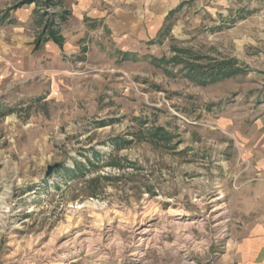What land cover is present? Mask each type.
<instances>
[{
  "label": "rangeland",
  "instance_id": "rangeland-1",
  "mask_svg": "<svg viewBox=\"0 0 264 264\" xmlns=\"http://www.w3.org/2000/svg\"><path fill=\"white\" fill-rule=\"evenodd\" d=\"M107 2L154 23L153 38L59 74L89 93L22 99L13 75L0 93V264H124L143 229L139 264H212L226 243L225 193L239 178L216 157L227 154L217 122L264 101V0ZM67 7L38 11L60 48ZM229 62L230 78H192Z\"/></svg>",
  "mask_w": 264,
  "mask_h": 264
},
{
  "label": "crops",
  "instance_id": "crops-1",
  "mask_svg": "<svg viewBox=\"0 0 264 264\" xmlns=\"http://www.w3.org/2000/svg\"><path fill=\"white\" fill-rule=\"evenodd\" d=\"M11 1L16 0H0V12ZM66 1L70 17L60 33L61 48L43 31L35 4L16 8L10 12L11 22H0V93L12 87L8 84L11 75L18 83L15 94L22 99L45 96L43 101L50 103L56 95L74 94L75 89L89 93V83L80 86L59 74L88 58L98 62L116 59L117 52L130 51L128 47L136 48L133 43H145L154 36V23L135 22L117 7L107 8L104 0ZM106 30L112 41L109 46L100 36ZM10 62L16 74L9 73ZM2 101L0 108L4 109L9 104ZM217 125L225 127L227 154L216 157L239 180L225 193L231 226L213 264H264V101L222 118Z\"/></svg>",
  "mask_w": 264,
  "mask_h": 264
},
{
  "label": "trees",
  "instance_id": "trees-1",
  "mask_svg": "<svg viewBox=\"0 0 264 264\" xmlns=\"http://www.w3.org/2000/svg\"><path fill=\"white\" fill-rule=\"evenodd\" d=\"M63 1L64 0H20V2L16 4V8H19L23 5H29V4H35L36 7H38L39 9H41V7L53 8L55 6L61 5ZM65 19H66L65 17L62 18L64 22L66 21ZM50 35L52 36L53 39L58 41L56 39L55 33H51ZM229 64H232V63L229 62L226 64H220V65H217V67L213 66L212 70H210L207 73L201 72V74H198L196 72L192 76V78H194V80H196L199 84H202V85H206L208 83H215L217 81H222L224 79L230 78L233 75H235L238 72V70L233 69L232 65H229Z\"/></svg>",
  "mask_w": 264,
  "mask_h": 264
},
{
  "label": "built area",
  "instance_id": "built-area-1",
  "mask_svg": "<svg viewBox=\"0 0 264 264\" xmlns=\"http://www.w3.org/2000/svg\"><path fill=\"white\" fill-rule=\"evenodd\" d=\"M227 229H223L222 231H221V234H220V238H219V240H221V242H222V239H224V237H226L227 236ZM222 244L223 243H221V246H222ZM139 245V243L136 245V249L137 250H134L133 252H131V253H129L128 255H129V260H128V262H126V263H124V264H139V260L141 259V255L139 254V252H138V250L140 251V246H138ZM224 248V247H223ZM222 248V249H223ZM122 255V254H121ZM120 254H117L116 256H114V258L112 259V262L113 263H110V264H121V261H122V256H121ZM217 254H215L214 256H216ZM107 258V257H106ZM105 258V259H106ZM108 259V258H107ZM102 262H104V261H102ZM214 263V262H213ZM212 263V264H213ZM211 264V263H210Z\"/></svg>",
  "mask_w": 264,
  "mask_h": 264
},
{
  "label": "bare ground",
  "instance_id": "bare-ground-1",
  "mask_svg": "<svg viewBox=\"0 0 264 264\" xmlns=\"http://www.w3.org/2000/svg\"><path fill=\"white\" fill-rule=\"evenodd\" d=\"M170 201V200H169ZM183 214L182 213H176V216H182ZM221 215V214H220ZM219 215V216H220ZM193 224V223H192ZM191 225V224H190ZM178 226V225H177ZM184 229H186V228H184ZM147 230L146 229H143V230H141L140 232H138V236H139V238H138V242H139V245L138 246H143V245H145L146 244V242L148 241V238H147ZM81 235L79 234V235H76L74 238H73V241H72V243L74 244H76V243H78V241H79V243H83L84 241L83 240H80L81 238ZM72 243H70V244H72ZM71 246V245H70ZM147 246V245H146ZM141 253V252H140ZM59 264H63V263H59Z\"/></svg>",
  "mask_w": 264,
  "mask_h": 264
},
{
  "label": "water",
  "instance_id": "water-1",
  "mask_svg": "<svg viewBox=\"0 0 264 264\" xmlns=\"http://www.w3.org/2000/svg\"><path fill=\"white\" fill-rule=\"evenodd\" d=\"M57 168H58V165L49 166V167L47 168L46 176H49L50 173H51L53 170L57 169Z\"/></svg>",
  "mask_w": 264,
  "mask_h": 264
}]
</instances>
